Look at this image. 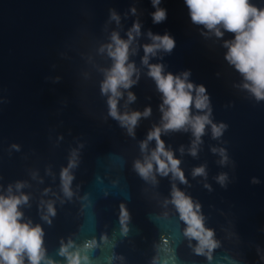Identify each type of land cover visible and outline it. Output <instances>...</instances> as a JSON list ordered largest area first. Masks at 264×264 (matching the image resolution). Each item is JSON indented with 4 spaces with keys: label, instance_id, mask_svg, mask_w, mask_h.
I'll return each instance as SVG.
<instances>
[{
    "label": "water",
    "instance_id": "obj_1",
    "mask_svg": "<svg viewBox=\"0 0 264 264\" xmlns=\"http://www.w3.org/2000/svg\"><path fill=\"white\" fill-rule=\"evenodd\" d=\"M251 2L264 7V0ZM160 6L167 19L154 24L151 0H0V191L24 182V219L41 225L46 255L56 264H66L59 249L69 240L70 250L88 256L82 264H264V100L242 87L243 78L224 58L223 41L231 33L205 34L191 23L184 0H161ZM111 9L119 24L110 19ZM136 19L142 32L138 53L130 57L140 69L130 89L136 100L128 103L125 91L118 110L150 106L152 113L130 136L109 116L100 92L103 70L111 65L100 49L114 30L126 38ZM149 29L167 31L176 42L150 63L162 62L166 72L190 69L189 79L206 86L213 122L228 125L219 138L206 126L195 156L191 131L162 133L180 160L183 183L171 173L154 172L155 181L146 180L134 168L155 147L150 141L141 152L140 142L161 119V94L141 64ZM70 159L76 165L68 197L60 174ZM200 166L206 175L193 176ZM174 185L199 203L205 226L214 231L218 246L211 258L207 250L197 255L196 241L185 237L186 225L171 203ZM48 202L55 208L51 223L42 219ZM121 206L128 212L124 224ZM86 241L94 246L85 249Z\"/></svg>",
    "mask_w": 264,
    "mask_h": 264
},
{
    "label": "clouds",
    "instance_id": "obj_2",
    "mask_svg": "<svg viewBox=\"0 0 264 264\" xmlns=\"http://www.w3.org/2000/svg\"><path fill=\"white\" fill-rule=\"evenodd\" d=\"M190 21L193 25L202 26L206 33H212L217 38H223L225 33H231L230 39L223 41L226 49L225 60L243 78L242 87L250 92L257 101L264 100V7H258L251 0H184ZM155 9L151 13L154 24H159L167 19V9L161 7V0H151ZM133 16L137 8H130ZM110 19L117 24L120 23V15L110 10ZM142 35L141 22L139 19L133 21L127 30L126 38L120 32L114 30L106 45H102L100 51L106 52L111 60V65L103 70L104 78L100 83V92L107 96L108 114L117 120L121 127L127 129L130 136L135 135V128L141 118L151 115L152 109L146 106L143 111L133 110L121 113L118 103L127 91V102L136 100L135 94L130 90L136 85L140 78V69L130 57L138 53V38ZM150 42L142 45L143 56L141 64L147 68V76L154 82L157 91L161 94L160 123L152 127L144 140L140 142L141 152L148 149L150 141H155V147L150 154L145 155L143 160H136L134 168L144 178L155 181L154 172L162 176L171 173L174 177L185 182L183 171L180 168V160L176 158L173 151L166 148L162 133L191 131L194 137L190 152L196 155V146L201 143V137L205 134L206 126H211L213 138H219L227 129L226 123H214L211 114L210 97L206 86L195 84L189 77L190 69L180 73L165 71L162 62L150 63L151 57L158 53H171L175 48V39L167 31L163 34L147 32ZM137 44L136 47H133ZM193 108L196 112H193ZM13 147H17L13 145ZM181 151L183 149L181 148ZM217 151V149H213ZM222 156L221 163L227 160L224 149H219ZM75 155V154H73ZM75 159H70L68 166L62 169L60 174L62 190L64 194L71 197V183L73 175L70 169L75 167ZM193 176L206 175L204 166L193 169ZM221 185L227 179L225 174L217 177ZM253 183L259 181L255 178ZM24 182L17 181L15 185H8L6 190L0 191V264H56L46 255L44 247V231L40 224H33L30 219H24L22 206L28 205V194L21 191ZM15 189V190H14ZM171 203L175 206L179 218L184 222V235L190 241L195 240L194 251L197 255L209 254L218 246L214 238V231L207 228L204 217L200 212L199 203L182 190L173 186ZM55 215V208L51 202L47 204V212L42 219L51 223L49 217ZM121 224L128 219L127 210L121 206ZM73 241L62 243L59 254L66 258V264H82L87 261L88 256H81L79 248L70 250ZM94 246L92 241H86L85 249Z\"/></svg>",
    "mask_w": 264,
    "mask_h": 264
}]
</instances>
